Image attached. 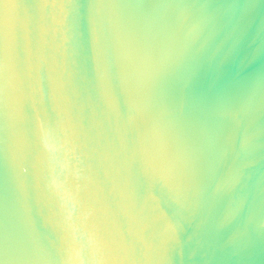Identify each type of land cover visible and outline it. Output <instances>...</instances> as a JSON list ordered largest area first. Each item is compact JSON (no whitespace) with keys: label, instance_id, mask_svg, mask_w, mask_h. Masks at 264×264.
I'll use <instances>...</instances> for the list:
<instances>
[{"label":"water","instance_id":"water-1","mask_svg":"<svg viewBox=\"0 0 264 264\" xmlns=\"http://www.w3.org/2000/svg\"><path fill=\"white\" fill-rule=\"evenodd\" d=\"M0 264H264V0H0Z\"/></svg>","mask_w":264,"mask_h":264}]
</instances>
